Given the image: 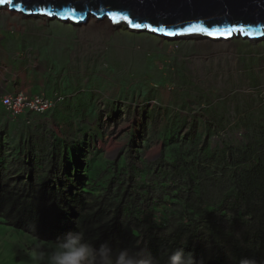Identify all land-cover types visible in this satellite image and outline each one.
Here are the masks:
<instances>
[{
    "label": "rangeland",
    "instance_id": "rangeland-1",
    "mask_svg": "<svg viewBox=\"0 0 264 264\" xmlns=\"http://www.w3.org/2000/svg\"><path fill=\"white\" fill-rule=\"evenodd\" d=\"M91 16L90 20H99ZM104 20L107 29L94 30L87 26L88 20L77 25L0 6L4 171L13 164L24 173L20 167L24 153L19 156L24 147L19 146L30 139L35 156H43V149L56 143L58 153L66 151L64 158L70 156L74 166L89 154L103 169L107 162L133 156L139 186L145 174L152 185L163 179L159 169L171 171L165 158L192 150L204 158L220 155L264 125V37L167 39L125 24L109 30L110 20ZM21 93L60 94L66 101L53 113L15 118L1 98ZM208 163L202 167L215 172ZM191 172L201 177L197 167ZM212 188L209 202H217ZM165 209V204L149 209L145 218L163 222L168 216ZM57 245L0 218V264H51L61 250Z\"/></svg>",
    "mask_w": 264,
    "mask_h": 264
},
{
    "label": "trees",
    "instance_id": "trees-1",
    "mask_svg": "<svg viewBox=\"0 0 264 264\" xmlns=\"http://www.w3.org/2000/svg\"><path fill=\"white\" fill-rule=\"evenodd\" d=\"M258 129L220 155L204 158L192 150L167 157L171 171L159 169L163 179L152 185L148 174L140 176L141 186L133 156L107 162L103 169L89 154L74 166L56 143L39 157L30 139L23 140L24 173L13 164L10 170L0 168V218L57 244L78 232L93 248L107 243L114 255L127 249L136 264H170L177 250L182 264H264V125ZM206 162L221 175L202 167ZM194 167L201 177L191 172ZM212 187L217 202H209ZM162 204L168 214L163 222L145 218L147 210ZM93 261L100 264L90 256Z\"/></svg>",
    "mask_w": 264,
    "mask_h": 264
},
{
    "label": "water",
    "instance_id": "water-1",
    "mask_svg": "<svg viewBox=\"0 0 264 264\" xmlns=\"http://www.w3.org/2000/svg\"><path fill=\"white\" fill-rule=\"evenodd\" d=\"M18 2L26 8V11H20L25 15L58 18L77 25L86 22L88 14L106 19L110 12H115L119 14L118 20L119 16H128L136 23L151 27L133 28L126 21H112L115 25L125 24L133 31L167 39L191 37L195 33L217 41L233 39L237 34L251 40L264 37V0H14V4ZM6 5L15 10L13 5L0 4ZM191 25H203L210 30L243 27L248 34L207 35L192 30ZM153 28L157 30L153 31Z\"/></svg>",
    "mask_w": 264,
    "mask_h": 264
},
{
    "label": "clouds",
    "instance_id": "clouds-1",
    "mask_svg": "<svg viewBox=\"0 0 264 264\" xmlns=\"http://www.w3.org/2000/svg\"><path fill=\"white\" fill-rule=\"evenodd\" d=\"M42 95L46 96L44 94ZM56 96L63 98L62 103H59L54 110L43 114V116L57 111L58 108L65 103L66 98L60 94L59 95L56 94L54 97H49V96L46 97L50 99H54ZM4 97L1 98L2 105H3ZM28 114H23L17 118L23 116L27 118L29 117ZM29 115L32 116L36 114H29ZM37 116H42V115H37ZM28 123L31 124V121H28ZM57 247L61 250L56 252L52 256L51 264H89L90 256L97 257V260L100 261V264H136L135 257L132 256L127 249H122L119 251L118 254L114 255L112 248L107 243L100 245L99 248H93L88 242L85 241L83 236L78 232L67 233L59 241ZM181 256H182V250H177L176 252L171 254L169 257L170 264H182ZM93 264H96V261H93ZM188 264H191L190 260L188 261ZM244 264H249V262L246 260L244 261Z\"/></svg>",
    "mask_w": 264,
    "mask_h": 264
},
{
    "label": "built area",
    "instance_id": "built-area-1",
    "mask_svg": "<svg viewBox=\"0 0 264 264\" xmlns=\"http://www.w3.org/2000/svg\"><path fill=\"white\" fill-rule=\"evenodd\" d=\"M63 98L56 96L50 99L43 95L28 96L25 93L18 95H7L3 98V106L6 111L15 118L23 114L43 115L56 108L59 103H62Z\"/></svg>",
    "mask_w": 264,
    "mask_h": 264
},
{
    "label": "snow or ice",
    "instance_id": "snow-or-ice-1",
    "mask_svg": "<svg viewBox=\"0 0 264 264\" xmlns=\"http://www.w3.org/2000/svg\"><path fill=\"white\" fill-rule=\"evenodd\" d=\"M9 4V5H13L15 10L17 11H26V8L24 6L21 5V3H15L14 4V0H0V4ZM41 14L43 15H52V13H48V12H42ZM109 18L113 21V22H117L119 23L120 21H126L131 27L133 28H141V27H151L150 25H142L140 23H136L134 22L133 19H130L128 16H119V20L117 19L118 17V13L115 12H110L109 14ZM190 28L192 30H198V31H202L207 35H224V36H230L232 33L234 32H240V33H244V34H248L246 29L243 27H232V28H226V29H208L203 27V25L197 26V25H191ZM153 31H156L157 29L153 28ZM171 34V33H169Z\"/></svg>",
    "mask_w": 264,
    "mask_h": 264
},
{
    "label": "bare ground",
    "instance_id": "bare-ground-1",
    "mask_svg": "<svg viewBox=\"0 0 264 264\" xmlns=\"http://www.w3.org/2000/svg\"><path fill=\"white\" fill-rule=\"evenodd\" d=\"M9 5V4H8ZM7 6V5H6ZM1 7H4V6H1ZM15 11H17V10H15ZM92 14H88L87 15V19H86V21L88 20V22L86 23L87 24V26L89 25V27L90 28H92V29H94V30H98V28H99V26L101 27L100 28V30H106L107 28V25H105V23L103 24V22L101 21V20H104V19H101V18H99V20L98 21H96V19L95 20H90L91 18H92V16H91ZM91 16V17H90ZM95 17V16H94ZM96 18V17H95ZM98 18V17H97ZM58 19V18H57ZM106 19H108V20H110V25H112L111 26V28L110 27H108L109 28V30L110 29H113V26L115 25L113 22H112V20L110 19V18H106ZM105 21V20H104ZM68 22H71V21H68ZM121 24V23H120ZM116 26H118V25H116ZM263 31V33H264V30H262ZM196 35V33L195 34H193V36H195ZM240 35V34H239ZM197 37H202L203 38V36H200V35H196ZM235 36H237V35H235ZM164 37V36H163ZM247 37H249V36H247ZM178 38V37H177ZM208 38H210V37H208ZM210 39H212V38H210ZM215 40V39H214ZM228 40V39H227ZM229 40H230V38H229Z\"/></svg>",
    "mask_w": 264,
    "mask_h": 264
},
{
    "label": "crops",
    "instance_id": "crops-1",
    "mask_svg": "<svg viewBox=\"0 0 264 264\" xmlns=\"http://www.w3.org/2000/svg\"><path fill=\"white\" fill-rule=\"evenodd\" d=\"M24 117V116H23Z\"/></svg>",
    "mask_w": 264,
    "mask_h": 264
}]
</instances>
